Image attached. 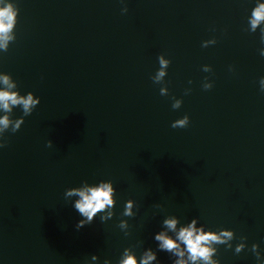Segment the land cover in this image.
<instances>
[{
    "label": "water",
    "instance_id": "1",
    "mask_svg": "<svg viewBox=\"0 0 264 264\" xmlns=\"http://www.w3.org/2000/svg\"><path fill=\"white\" fill-rule=\"evenodd\" d=\"M259 4L0 0L16 12L0 37V76L41 100L27 117L13 108L25 123L0 148V264H118L125 249L138 264L149 250L158 256L150 264H192L154 237L175 239L193 220L204 233L233 232L231 249L211 245L218 264H259L251 248L264 257V21L255 32L249 23ZM160 55L171 64L156 84ZM185 115L189 126L173 128ZM85 181H111L117 204L112 219L98 214L78 230V197L65 193ZM129 200L133 217L123 216Z\"/></svg>",
    "mask_w": 264,
    "mask_h": 264
},
{
    "label": "clouds",
    "instance_id": "2",
    "mask_svg": "<svg viewBox=\"0 0 264 264\" xmlns=\"http://www.w3.org/2000/svg\"><path fill=\"white\" fill-rule=\"evenodd\" d=\"M124 12L128 9L125 7ZM16 12H14L11 5L7 7L0 8V37H5L6 34L12 31L15 23ZM261 21H264V4H259L252 12V19L249 21L251 24V29L253 32L259 27ZM261 42L264 43V29H261ZM217 41L210 40L205 41L203 47H208L209 44L214 45ZM261 55H264V51H261ZM160 68L156 75L152 78L156 84H161L164 77L168 74L165 70L169 68L171 61L165 60L164 55L158 57ZM205 72H211L210 66H205L203 69ZM207 79V78H206ZM191 83V81H190ZM0 85H3V89L0 90V110H2L5 115L0 116V148L7 146L5 133L9 130L12 133L18 132L22 125L25 123L23 117L19 119H13L11 117L13 108L20 107L23 111V116L27 117L32 115L33 111L40 105L41 100L39 98H34V93H28L26 96L19 95L18 92L12 91L16 88V85L10 83V77L8 75L0 76ZM261 91L264 92V78L260 80ZM204 89L211 90L213 88L212 83H204ZM190 89L186 91V95L190 93ZM161 95L167 96L169 94L168 88L162 87L160 89ZM174 103L172 107L174 109H179L183 101L177 100L173 97ZM190 124V117L185 115L182 119L175 121L172 124L173 128H187ZM48 147H53V142L48 141ZM84 187L72 188L66 191L65 197L76 196L78 199L74 203V208L83 217L77 224V229L85 227L91 224L98 214H103L100 216L102 222H106L113 218L115 215L114 209L116 207L117 201L114 199V194L116 189L113 187L111 181L105 182L101 181L96 186H88L87 181L84 182ZM133 206L134 201L129 200L125 205V210L123 216L133 217ZM165 225L172 230L177 228V221L175 219L166 220ZM196 221L193 220L189 227H182L176 238H172L164 233H159L155 235L154 239L159 242V249L161 251L170 252L175 256L184 257L185 252L188 254V259L192 261V264H196V261L202 260L205 264H218L214 261L212 257L216 255V249L211 245L215 244H226L229 249L233 247L229 241L233 240L232 231H222L219 235L209 232L204 233L203 230H197L195 228ZM119 227L125 229L128 227V222L126 220H121ZM126 235H128L126 233ZM183 246V247H181ZM245 249L244 243H239L235 251L237 254L243 252ZM259 245L253 244L251 251L255 253L257 261L259 264H264V257L261 256ZM98 256H92L93 260H96ZM157 254L153 253L151 250L145 252L139 260V264H150L151 261L157 260ZM108 264V261H105ZM118 264H138L137 257L130 254L128 249L124 250L123 258L118 261ZM175 264H187L183 259H178Z\"/></svg>",
    "mask_w": 264,
    "mask_h": 264
}]
</instances>
